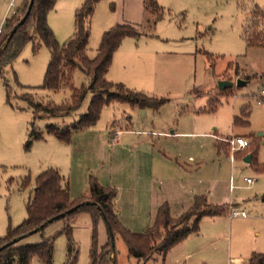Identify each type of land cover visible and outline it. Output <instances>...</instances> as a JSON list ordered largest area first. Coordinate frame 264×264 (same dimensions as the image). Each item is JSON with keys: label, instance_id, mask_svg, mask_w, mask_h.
Returning a JSON list of instances; mask_svg holds the SVG:
<instances>
[{"label": "rangeland", "instance_id": "obj_1", "mask_svg": "<svg viewBox=\"0 0 264 264\" xmlns=\"http://www.w3.org/2000/svg\"><path fill=\"white\" fill-rule=\"evenodd\" d=\"M10 1L0 0V24L23 2L13 0L8 10ZM96 1L88 19V56L95 55L111 26L134 25L138 35L121 40L105 79L164 102L144 108L115 100L102 104L94 124L72 130L70 140L61 141L46 129L70 127L88 111L93 93L87 90L76 105L74 89L86 88L90 78L77 66L71 70L70 84L43 88L49 50L44 44L35 51L32 42L23 45L0 74V239L9 226L25 219L36 178L47 169L59 172L71 200L88 197L90 178L115 188L119 222L142 232L150 224L143 182L148 166L158 178L169 177L158 188L165 189L170 199L197 189L209 202L243 209L245 217L230 218V206L214 219L228 237L214 238V249L209 250L213 257L207 264H248L252 252L264 253V171L256 166L264 162V47L246 46L244 31L252 12L264 11V0H155L160 8L155 11L146 10L144 0ZM83 2L56 0L49 11L47 22L59 43L72 36L74 13ZM223 79L231 80L232 87L219 90ZM238 79L246 83L238 86ZM26 97L53 106L55 113L34 107ZM32 129L41 137L34 138ZM237 135L249 140L246 148L232 150L224 141ZM245 152L252 154L250 162L244 161ZM167 155L172 161L164 158ZM129 172L135 175L134 191ZM173 179L179 184L174 185ZM71 216L67 222L75 264H88L92 218L83 209ZM61 226L62 221L56 220L44 234L52 235ZM107 236L105 222L99 219V246ZM39 240L40 234L33 233L16 243ZM68 245L65 233L54 237L50 264L65 263ZM114 247L115 264H162L157 253L147 260L130 256L119 235ZM31 264L41 262L34 258Z\"/></svg>", "mask_w": 264, "mask_h": 264}, {"label": "trees", "instance_id": "obj_2", "mask_svg": "<svg viewBox=\"0 0 264 264\" xmlns=\"http://www.w3.org/2000/svg\"><path fill=\"white\" fill-rule=\"evenodd\" d=\"M29 0H23L14 14L6 17L3 31L0 34V74L3 67L11 64L19 55L23 45L33 43L34 51L44 44L49 50L50 59L46 68L43 88H59L64 82L70 84L71 70L82 67L90 78L86 88L74 89L77 95V104L83 98L84 93L90 90L93 93L88 111L81 115L75 124L62 127H47L46 131L54 134L61 141H69L72 130H79L95 123L99 116L102 104L119 101L139 107L158 106L164 100L154 98L143 92L127 88L122 83H113L105 79V73L109 69L113 53L119 47L121 40L128 35L137 36L138 32L129 23H116L104 31L99 47L93 57L88 56L89 23L88 19L93 11L96 0H84L74 13V32L72 36L59 43L53 35L47 16L55 6L56 0H33L30 12L17 29L10 34L13 27L25 14ZM145 9L160 10L155 0H144ZM158 17V16H157ZM246 46L264 47V11L254 10L248 28L244 31ZM31 102L36 108L54 112V107L43 106ZM236 122V121H235ZM34 138L41 137V132H33ZM257 168L264 171V162L257 163ZM89 195L87 198L71 200L67 183L62 185V176L55 169H47L36 178V189L33 198L26 204L27 215L25 219L15 227H8L5 237L0 239V264H31L36 258L41 264H50L53 256V240L59 233H65L69 239L68 256L64 264H75L73 255L71 226L69 222L73 212L83 209L89 212L92 218L91 247L88 264H112L111 256L115 264V249L111 255L110 235L113 239L119 235L126 243L130 256L147 260L154 254L162 258L168 250L185 239L189 234L199 231L200 220L203 216H218L227 213V206L213 204L207 201L204 195L195 196L192 205L177 216L170 212V206L164 202L157 207L153 222L142 232H133L126 229L118 220L114 208L113 199L116 189L100 185L96 179H89ZM264 200V195L262 196ZM76 207L71 213L53 220H61V228L52 235H45V229L51 225L47 223L52 218L66 210ZM99 219L105 222L108 240L98 245L97 223ZM37 229L34 233L40 234V240L32 244L19 245L16 242L1 249V246L21 235ZM115 248V247H114ZM249 264H264V253L252 252L249 256Z\"/></svg>", "mask_w": 264, "mask_h": 264}, {"label": "crops", "instance_id": "obj_3", "mask_svg": "<svg viewBox=\"0 0 264 264\" xmlns=\"http://www.w3.org/2000/svg\"><path fill=\"white\" fill-rule=\"evenodd\" d=\"M14 6L13 0L10 1L8 5L9 8H12ZM145 7V4H144ZM17 8V7H16ZM15 8V9H16ZM15 9L13 12H15ZM8 16H5L6 18ZM4 24V19L2 20L1 24ZM132 25V24H131ZM134 26V25H132ZM136 28V27H135ZM119 47L116 49V51L113 53L112 61L110 67L113 65L114 61L117 59V52ZM109 67V69H110ZM173 132V131H171ZM217 148L222 149L219 147L217 143ZM248 152H245L244 155L246 156ZM167 160L169 159L172 161V157L170 155L164 156ZM191 158V157H190ZM177 165V164H175ZM179 167V166H178ZM180 168V167H179ZM135 175L131 176L130 172L127 174V177L129 178L130 182V188L132 191H134L135 186ZM144 179L143 182L145 183L144 186L146 188L144 189V199L147 202V208L149 209V223L151 224L153 222V219L155 217V213L157 210V207L163 204L164 202H167L170 206V212L173 216H177L180 213L187 210L193 203L194 197L199 195H204L201 193V190L197 189H188L187 192L184 193L181 192V195H176L173 199H170V197L165 192V189L158 188L159 182L169 181V177H165L166 175H158L154 172V170L150 169L148 166L146 170L143 173ZM141 175V177H143ZM180 178V177H179ZM174 185L175 183L179 184L178 179L172 180ZM250 184V183H249ZM252 184V183H251ZM205 196V195H204ZM206 197V196H205ZM136 198L135 194L133 196V201ZM207 199V198H206ZM208 201V200H207ZM209 202V201H208ZM213 204H216L214 202H211ZM219 205H225V204H219ZM225 206L230 207L232 206L233 209H237L238 207L235 204H226ZM243 210V209H242ZM246 214V213H245ZM219 216V215H218ZM230 218H234L230 216ZM235 217H245V216H235ZM216 216H203L200 220V227L199 231L196 233L189 234L185 239H183L181 242L177 243L173 247H171L168 252L165 254V256L161 258L162 264H207L208 258H212L213 254L209 253V250H213V243H215L216 240L221 241L224 238H227L228 236L223 234V228L216 226L215 219ZM149 224V225H150ZM222 233V235H221ZM214 238H217L216 240ZM230 248V247H229ZM232 257H230L231 260ZM249 264V263H248Z\"/></svg>", "mask_w": 264, "mask_h": 264}, {"label": "water", "instance_id": "obj_4", "mask_svg": "<svg viewBox=\"0 0 264 264\" xmlns=\"http://www.w3.org/2000/svg\"><path fill=\"white\" fill-rule=\"evenodd\" d=\"M32 3H33V0H29V2H28V6H27V9H26L25 14L21 17V19L19 20V22L13 27V29H12L11 32H10V34H12V33L17 29V27H19L21 24L24 23V21L26 20L28 14H29V12H30V8H31V6H32ZM245 83H246V82H245L244 80H241V79H238V80H237V85H238V86L244 85ZM232 85H233V82H232L231 80L223 79V80H220V81L218 82V89H219V90H224V89H226V88L232 87ZM251 158H252V154H251V153H248V154L244 157V161H245V162H250V161H251ZM75 208H76V207H72V208L66 210L65 212H62V213H60V214H58V215H56V216H54V217H52V218H49V219L47 220L46 224H47V223H51V222H53V220H55V219H59V218L63 217L66 213H71L73 210H75ZM36 231H37V229H34V230L30 231V232H29L28 234H26V235L18 236V237H16V238H14V239H12V240H10V241L4 243V244L1 246V249L4 248V247L9 246L10 244H13V243H15V242L21 240L22 238H24V237L27 236V235H31V234H33V233L36 232ZM109 235H110V247H111V255H112V252H113V250H114V239H113V236H112V234H111L110 232H109ZM111 262H112V264H114V259L112 258V256H111Z\"/></svg>", "mask_w": 264, "mask_h": 264}, {"label": "built area", "instance_id": "obj_5", "mask_svg": "<svg viewBox=\"0 0 264 264\" xmlns=\"http://www.w3.org/2000/svg\"><path fill=\"white\" fill-rule=\"evenodd\" d=\"M14 14V12H13ZM6 18H4L5 21ZM3 31V24L0 25V34ZM262 95H264V89L261 90ZM262 101L261 99H258V102ZM224 141L228 144V146L232 149V150H236V149H244L249 145V140L243 136L237 135V136H231L229 138H225ZM253 179L251 178H246V182L247 183H253ZM245 211L244 210H236L233 209L230 212V216L231 217H235V216H245Z\"/></svg>", "mask_w": 264, "mask_h": 264}]
</instances>
